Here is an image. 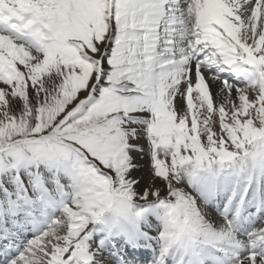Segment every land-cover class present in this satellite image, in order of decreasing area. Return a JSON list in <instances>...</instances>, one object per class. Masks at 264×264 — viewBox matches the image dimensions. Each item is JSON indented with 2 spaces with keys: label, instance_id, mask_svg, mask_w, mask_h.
<instances>
[{
  "label": "snow or ice",
  "instance_id": "snow-or-ice-1",
  "mask_svg": "<svg viewBox=\"0 0 264 264\" xmlns=\"http://www.w3.org/2000/svg\"><path fill=\"white\" fill-rule=\"evenodd\" d=\"M144 250L264 264V0H0V264Z\"/></svg>",
  "mask_w": 264,
  "mask_h": 264
},
{
  "label": "rangeland",
  "instance_id": "rangeland-1",
  "mask_svg": "<svg viewBox=\"0 0 264 264\" xmlns=\"http://www.w3.org/2000/svg\"><path fill=\"white\" fill-rule=\"evenodd\" d=\"M213 91L215 92V88L213 89ZM188 190H190V189H188ZM143 258L145 257V256H142ZM138 260V259H137ZM139 261V263H141V264H145V261H143V259H139L138 260ZM141 261V262H140ZM151 261V260H150Z\"/></svg>",
  "mask_w": 264,
  "mask_h": 264
},
{
  "label": "bare ground",
  "instance_id": "bare-ground-1",
  "mask_svg": "<svg viewBox=\"0 0 264 264\" xmlns=\"http://www.w3.org/2000/svg\"><path fill=\"white\" fill-rule=\"evenodd\" d=\"M153 234H155V233H153Z\"/></svg>",
  "mask_w": 264,
  "mask_h": 264
}]
</instances>
